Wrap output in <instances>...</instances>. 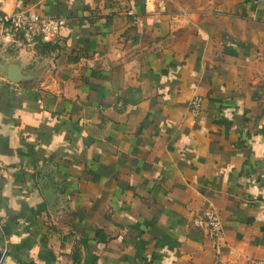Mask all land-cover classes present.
Instances as JSON below:
<instances>
[{
  "label": "crops",
  "instance_id": "crops-1",
  "mask_svg": "<svg viewBox=\"0 0 264 264\" xmlns=\"http://www.w3.org/2000/svg\"><path fill=\"white\" fill-rule=\"evenodd\" d=\"M3 7L66 22L0 50V264H264V0Z\"/></svg>",
  "mask_w": 264,
  "mask_h": 264
},
{
  "label": "built area",
  "instance_id": "built-area-1",
  "mask_svg": "<svg viewBox=\"0 0 264 264\" xmlns=\"http://www.w3.org/2000/svg\"><path fill=\"white\" fill-rule=\"evenodd\" d=\"M8 0H0V50L11 36L20 37L22 42L28 46L33 45L37 38L48 41L58 32L59 28L65 24L66 18L63 16H51L49 14H39L35 11L23 8L7 11L3 4ZM189 109L194 114L200 110V97L194 94L189 102ZM192 223L196 228L204 230L211 238H219L222 234V222L217 210L213 207L205 208L192 218ZM211 264H235L226 259H217ZM252 264V262H247Z\"/></svg>",
  "mask_w": 264,
  "mask_h": 264
},
{
  "label": "water",
  "instance_id": "water-1",
  "mask_svg": "<svg viewBox=\"0 0 264 264\" xmlns=\"http://www.w3.org/2000/svg\"><path fill=\"white\" fill-rule=\"evenodd\" d=\"M12 71H10L9 73H6L3 65L0 64V74H2L4 77H6L9 80H18L19 78L23 77V75H20L18 72V66H16V64L12 65ZM5 256V254L0 251V263L3 262V257Z\"/></svg>",
  "mask_w": 264,
  "mask_h": 264
},
{
  "label": "trees",
  "instance_id": "trees-1",
  "mask_svg": "<svg viewBox=\"0 0 264 264\" xmlns=\"http://www.w3.org/2000/svg\"><path fill=\"white\" fill-rule=\"evenodd\" d=\"M36 42L41 44L43 47H47L49 45L48 41H42L41 38H37Z\"/></svg>",
  "mask_w": 264,
  "mask_h": 264
}]
</instances>
